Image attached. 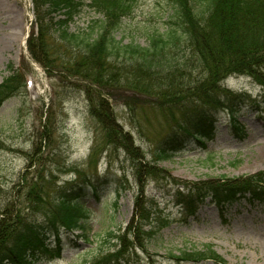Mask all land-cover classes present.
Here are the masks:
<instances>
[{"label": "rangeland", "instance_id": "374dc122", "mask_svg": "<svg viewBox=\"0 0 264 264\" xmlns=\"http://www.w3.org/2000/svg\"><path fill=\"white\" fill-rule=\"evenodd\" d=\"M128 1L130 9L112 34L115 41L148 47L151 34L165 33L171 27L169 0ZM57 16L53 13L49 18ZM102 19L100 13L85 6L69 23L68 31L83 35L93 30L95 37L98 20ZM37 24L32 0H0V83L11 74L7 65L23 75L20 90L0 106V209L10 202V208L13 204L21 214H31L32 202L52 203L61 188H69L82 176L92 181L98 192L95 194L89 186L81 192V202L89 211L86 239L62 232L61 244H57L50 236L45 240L48 250L34 257L35 264H217L169 259L170 252L199 250L205 244L212 245L224 264H264V201L240 199L220 207L207 198L191 213L171 196L180 186L173 179L192 185L264 171V63L256 67L255 77L231 74L220 83V88L243 93V99H247L236 115L246 137H238L227 113L220 111L214 118L213 140L202 147L181 134V146L169 158L157 162L161 172L150 177L136 174L134 161L123 148L105 143L96 118L90 114L94 94L85 93L81 79L55 67L73 56L51 54L54 66L48 68L29 55L26 32L30 35L32 26L38 31ZM58 31L51 25L49 33L55 36ZM175 54L179 62L185 56L183 51ZM124 60L121 55L118 61ZM120 63L114 65L118 73L112 78L122 76L134 82L138 78L135 67H122ZM194 74L197 76V71ZM107 90L111 98L99 109L108 107L112 111L120 130L129 134L149 163L154 161L157 143L171 130L178 131L180 121L190 117V123H195L192 111L201 104L194 95L149 93L143 87L115 85ZM140 194L155 205V217H165L168 223L153 236L144 235L143 248L125 250L126 241L118 246L110 236L123 234ZM37 196L41 198L35 199ZM32 216L38 220L43 217L41 211ZM161 221L151 226L157 227ZM142 224L148 230L150 223ZM121 249L123 261L105 260L107 254Z\"/></svg>", "mask_w": 264, "mask_h": 264}, {"label": "trees", "instance_id": "16d2710c", "mask_svg": "<svg viewBox=\"0 0 264 264\" xmlns=\"http://www.w3.org/2000/svg\"><path fill=\"white\" fill-rule=\"evenodd\" d=\"M88 1L32 0L34 13L38 17V31L32 26L26 42L27 50L36 62L48 68L54 66H51V54L52 57L59 53L73 56V59L58 63L55 67H59L67 76L81 79L85 93L94 94L95 98L92 96L93 100H90V114L96 118L105 143L128 152L134 161L136 174L158 176L161 170L157 162L169 158L181 146L182 141L178 140L181 134L205 147L214 137V118L220 111L227 113L228 122L237 136L246 137L236 115L247 99H243V93L236 94L220 88V83L231 74L255 77L256 67L264 63V0H169L172 4L171 27L168 26L165 33L151 34L148 47L122 45L112 36L130 9L128 0ZM85 6L103 16L102 20H98L95 37H92L93 30L83 35L68 31L69 23ZM53 13L59 16L49 18ZM55 18L58 19L54 21ZM51 25L59 29L55 36L49 33ZM72 50H77L79 54ZM177 51L185 53L180 62L175 54ZM120 54L125 56L124 63L118 61ZM126 60L132 62L128 64ZM118 63L122 67H135L138 78L134 82L122 76L113 79L118 73L114 65ZM7 71L11 74L0 83V106L20 90V81H23V75L14 71L11 65H7ZM196 71L197 76L194 74ZM115 85L143 87L149 93L157 91L156 94L194 95L201 102L192 111L195 123H190V117L180 121L178 131L171 130L157 143L153 150L154 161L149 163L138 147L132 144L129 134L120 130L112 111L108 107L99 109L102 104L106 106L107 98H111L107 87ZM82 177L69 188H61L52 203L32 202L31 214H21L13 204L10 208V202L0 209V264H35L37 254L48 250L45 240L52 236L57 244H61L62 232L74 235L80 231L74 237L86 239L85 224L89 211L81 202V192L85 186H89L95 194L98 191L92 181H87L86 176ZM173 181L180 186L171 196H174L177 205L191 213L208 197L220 207L242 198L249 202L264 201V171L192 185ZM141 195L135 199L136 210L123 234L112 233L110 236L118 246L126 241L128 246L125 250L129 247L143 248L146 242L144 235L153 236L168 223L165 217H155L158 214L155 205L143 200ZM36 211L42 213L40 220L31 217ZM156 220H162L160 227L151 226ZM142 222L150 223L148 230H144L145 224ZM122 256L124 249L107 254L105 260L108 263L118 260V263L125 258ZM169 259L174 262L210 260L217 264L225 263L211 244H205L199 250H183L178 254L170 252Z\"/></svg>", "mask_w": 264, "mask_h": 264}, {"label": "bare ground", "instance_id": "6f19581e", "mask_svg": "<svg viewBox=\"0 0 264 264\" xmlns=\"http://www.w3.org/2000/svg\"><path fill=\"white\" fill-rule=\"evenodd\" d=\"M21 42H24V39H22V41Z\"/></svg>", "mask_w": 264, "mask_h": 264}]
</instances>
